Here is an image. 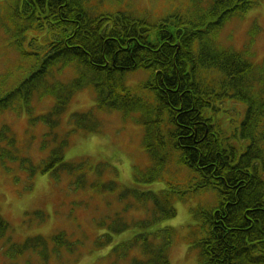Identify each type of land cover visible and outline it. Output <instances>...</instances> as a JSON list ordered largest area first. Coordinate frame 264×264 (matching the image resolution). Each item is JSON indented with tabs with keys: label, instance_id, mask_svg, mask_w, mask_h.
I'll return each mask as SVG.
<instances>
[{
	"label": "trees",
	"instance_id": "1",
	"mask_svg": "<svg viewBox=\"0 0 264 264\" xmlns=\"http://www.w3.org/2000/svg\"><path fill=\"white\" fill-rule=\"evenodd\" d=\"M119 1L4 0L3 8L15 22L3 25L10 56L14 53L19 63L0 74V113L32 114L34 99L53 96L49 113L32 121L55 128L72 97L87 87L96 95V108L125 116L138 113L151 165L137 169L136 185L162 180L171 166L189 175H180L187 177L185 188L129 190L136 203L152 212L131 225L122 216L111 225L114 231L130 226L137 231L124 243L130 251H142L141 261L135 258L132 264H171L174 229L151 226L175 216L173 195L184 199L207 189L217 192L218 203L200 213L201 234L192 242L199 264H264V90L255 89L256 81L264 83V73L246 51L225 50L217 42L227 21L247 12L256 0H212L206 7L189 0L191 10L177 12L163 24L162 17L152 19L147 13L109 10ZM137 70L149 73L140 95L128 87L129 74ZM231 100L248 105L241 126L233 131L215 115ZM73 123V130L85 132L101 127L94 111L74 114ZM7 138L1 131L0 143ZM68 143V138L59 142L41 164L21 167L31 177L74 172L77 166L64 160ZM1 150L10 156L0 144ZM113 183L101 186L114 189ZM82 184L88 181L83 178ZM9 226L0 212L1 264H20L21 259L34 264V255L48 262L63 246L72 251L64 233L21 243L8 237Z\"/></svg>",
	"mask_w": 264,
	"mask_h": 264
},
{
	"label": "rangeland",
	"instance_id": "2",
	"mask_svg": "<svg viewBox=\"0 0 264 264\" xmlns=\"http://www.w3.org/2000/svg\"><path fill=\"white\" fill-rule=\"evenodd\" d=\"M2 1L0 0V11L6 12L11 19V11L3 8ZM199 1L206 7L212 0ZM191 7L189 0H121L108 8L114 12L120 8L135 10L147 13L152 19L162 17L160 24H163L168 17L176 16L177 12L181 13L185 9L191 10ZM235 17L221 28L217 36L219 46L234 52L246 51L248 54L245 56L264 73V0H256L251 9ZM11 24L13 26L15 22L11 21ZM3 29L5 31L0 29V74H5L9 68L14 70L19 63L14 60L13 55L10 56L7 29ZM148 75L145 70L132 72L128 77L129 87L134 92L141 93L140 84ZM74 76L75 74L71 75ZM255 89L264 90V83L256 81ZM33 102L36 109L32 114L18 117L11 112L0 113V132L9 137L0 144L10 150V156H5L4 151H0L3 154L0 155V212L10 224L9 236L15 241L23 242L30 236L50 239L61 231L67 232L69 239L74 242L73 251L67 250L65 246L61 247L59 256L54 255L49 264H132L133 258L141 261L142 251L133 253V250L126 257L122 256L123 250H114L121 241H127L136 234L135 228L130 226L119 233L112 231L109 224L120 216L131 224L134 218L145 219L144 217L152 214L145 208L135 209L136 199L129 189L159 192L165 188H185L189 174L171 166L162 180L143 183L140 185L142 188H139L134 183L136 167L145 170L151 165L144 147L145 127L138 122L136 115L126 117L116 110L96 108V96L88 87L72 97L67 110L59 119V125L54 129L44 122L30 120L47 114L54 106L55 98L46 96L42 99L36 98ZM247 106L245 102L231 100L226 106H221L215 115L224 120L225 125L236 128L245 118ZM89 111H95L100 118V131H71L74 128L73 115ZM68 136L70 141L63 150L64 160L77 166V169L71 174H63L60 179L49 172L35 173L34 177H28V172L20 165L41 164L51 156V151L58 142ZM182 172L187 174L185 179L180 176ZM79 177H84L89 184L78 187L75 181ZM91 182H96L98 186L90 185ZM108 182H114V189L101 186ZM171 201L176 208L175 216L160 219L151 228L157 230L162 226H170L174 229V242L169 259L171 264H199L198 249L193 247L192 242L201 234L200 213L202 209L216 206L217 192L213 189L203 193L191 192L184 200L176 197ZM134 202L135 206L131 207L130 203ZM108 232L112 234L113 240L98 247L97 241H105L104 237L99 238L100 235ZM36 262L40 264L46 260L38 257Z\"/></svg>",
	"mask_w": 264,
	"mask_h": 264
}]
</instances>
